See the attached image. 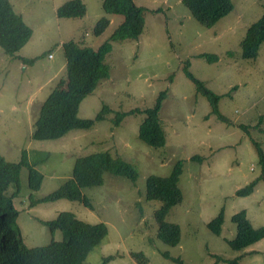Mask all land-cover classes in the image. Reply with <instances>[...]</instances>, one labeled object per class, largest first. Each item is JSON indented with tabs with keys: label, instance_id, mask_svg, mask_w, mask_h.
<instances>
[{
	"label": "rangeland",
	"instance_id": "1",
	"mask_svg": "<svg viewBox=\"0 0 264 264\" xmlns=\"http://www.w3.org/2000/svg\"><path fill=\"white\" fill-rule=\"evenodd\" d=\"M10 1L32 35L15 53L17 57L0 48V154L10 162H18L23 150L29 162L47 154L35 166L43 175L37 191H30L28 169L21 168L20 191L13 203L23 242L34 247L61 240L62 233L51 234L42 220L69 211L82 221L107 226L105 238L85 258L87 264H101L108 256L107 264H139L132 252H142L146 264H227L218 258L237 256L239 264H264V238L239 250L227 242L236 234L231 220L236 212L244 210L255 228L264 226V180L258 179L247 196L235 194L261 174L254 141L264 152V43L253 60L239 57V43L263 13L264 0H232L231 12L211 27L199 23L182 0H133L145 8L143 31L137 39L111 42L105 56L109 77L81 101L78 116L93 118L103 105L113 111L144 109L166 91L159 111L165 144L159 148L138 138L141 113L126 115L116 126L110 112L90 129H73L57 139H32L40 104L66 76L62 43L74 40L95 49L123 16L105 13L103 0H82L87 10L78 18L56 16V8L66 0ZM103 16L109 24L95 35L93 27ZM202 54L218 59L210 63ZM18 57L35 59L24 63ZM186 61L190 72L220 95L219 111L228 122L213 114L205 118L209 103L185 75ZM241 124L248 126V132ZM99 151L133 164L137 179L104 173L102 185L82 188L93 209L67 199L30 205L29 193L35 199L48 195L71 178L77 157ZM193 155L203 159L193 161ZM179 160L182 200L170 208L166 220L179 225L180 241L171 246L156 237L154 211L161 202L146 200L145 180L148 175H169ZM221 211L223 223L217 236L207 223Z\"/></svg>",
	"mask_w": 264,
	"mask_h": 264
},
{
	"label": "trees",
	"instance_id": "2",
	"mask_svg": "<svg viewBox=\"0 0 264 264\" xmlns=\"http://www.w3.org/2000/svg\"><path fill=\"white\" fill-rule=\"evenodd\" d=\"M190 14L201 24L211 27L233 9L232 0H182ZM102 9L107 14L123 16L122 22L115 28L107 40L97 48L81 45L74 40L62 43L66 76L60 78L46 99L40 104L33 123L31 138L35 140H51L64 136L73 129H90L97 121L107 119L113 112V124L118 126L123 118L129 114L144 115L138 126V138L152 148H159L165 144V131L160 121L159 111L166 91H161L151 107L134 108L128 111H113L103 105L93 118H81L78 110L81 101L97 87L102 79L109 77V66L105 63V56L111 51L112 41L137 39L144 28L145 8L135 5L133 0H103ZM86 4L82 0H66L56 8V16L60 18H78L86 13ZM109 24L107 17H101L93 27L95 35L101 34ZM32 29L24 22L22 16L14 10L10 0H0V48L14 57L30 39ZM264 43V11L246 30L240 40V55L242 59H255L260 45ZM210 63L217 61V56L202 54ZM17 57V56H15ZM24 63H33L35 58L18 57ZM185 75L193 82L196 93L204 96L210 107V114L217 119L228 122L219 111L220 95L209 89L205 83L196 78L189 70V62L183 67ZM232 87L230 91L234 90ZM248 132V126L240 125ZM264 132V130H263ZM258 153L261 174L250 183L236 190L238 196L249 195L258 179L264 180V152L255 142ZM47 158V154L29 162L25 150L18 162L7 161L0 154V264H87L85 258L107 235L105 223H88L78 219L72 212L60 211L53 220L43 221L51 234L55 231L62 233L61 240L51 239L42 246H27L21 237L16 222L18 211L13 199L20 191L21 168L28 169V187L31 192L37 191L43 180V175L35 166ZM193 161H201L202 156L193 155ZM104 173L127 178L135 181L138 171L133 164L119 156H113L109 151L93 152L77 157L72 166L71 178L63 182L57 189L35 199L32 193L28 198L30 205L35 202L67 199L77 201L89 209H93L90 199L83 194L82 188L103 184ZM182 162L173 164L172 171L167 176L148 175L145 180L146 200L161 202L154 211L157 224L156 237L165 244L174 246L180 241V227L178 224L166 220L170 208L182 200V193L178 186ZM232 222L236 226L234 238L227 240L233 249L239 250L264 238V226L253 227L246 217L244 210L232 215ZM223 223L222 211L207 223L209 231L215 235L221 232ZM130 255L139 264H146L147 258L142 252H132ZM166 256V255H165ZM168 257V256H166ZM111 256L102 259L101 264H107ZM172 260L182 263L179 258ZM227 264H239V257L230 259L218 258Z\"/></svg>",
	"mask_w": 264,
	"mask_h": 264
}]
</instances>
